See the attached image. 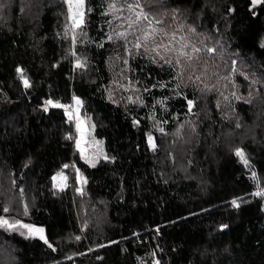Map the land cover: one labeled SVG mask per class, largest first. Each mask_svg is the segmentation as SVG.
Segmentation results:
<instances>
[{
	"label": "trees",
	"instance_id": "trees-1",
	"mask_svg": "<svg viewBox=\"0 0 264 264\" xmlns=\"http://www.w3.org/2000/svg\"><path fill=\"white\" fill-rule=\"evenodd\" d=\"M5 1L0 216L47 242L0 226V264H264V197L236 156L264 188V0H84L72 41L65 0ZM234 59L226 97L203 95ZM74 97L103 146L94 166L46 104ZM75 171L83 192L53 187Z\"/></svg>",
	"mask_w": 264,
	"mask_h": 264
},
{
	"label": "rangeland",
	"instance_id": "rangeland-1",
	"mask_svg": "<svg viewBox=\"0 0 264 264\" xmlns=\"http://www.w3.org/2000/svg\"><path fill=\"white\" fill-rule=\"evenodd\" d=\"M6 1H10V0H6ZM5 1V2H6ZM4 2V5H6V3ZM64 3L67 5V16H68V23H67V35L70 38V40H73L74 35H76V33L80 32L83 26V23L79 26V27H73L72 26V20L69 19V9H68V4L64 1ZM2 9V8H1ZM81 11L84 13L85 9H84V3L83 6L81 8ZM84 18V16H83ZM84 22V21H83ZM239 63V59H234L229 66L225 67L223 69V64L221 63H217L216 66V71H215V76L212 77L209 86L204 87L205 91L203 93V95H205L206 91H208L209 89L214 88L216 91H218L219 95L221 97L227 95L228 92V85H226V83L224 82V79L226 80V78L228 77V71L230 69H239V66H237ZM223 69V70H222ZM253 78H252V82L253 85L257 84V80L255 79V76L257 74H253ZM245 79V78H243ZM219 80L223 81V85L218 83ZM261 85L264 88V82H261ZM208 89V90H207ZM205 102H207L208 97H204ZM207 107V105H205L204 109ZM63 110L65 111V113H67V117L68 120L71 124V128L73 131V138H74V147L75 149H77L80 153L81 158L88 163V165L93 166L96 165L97 162L100 159H105V153L103 151V146L102 143L100 141H98L95 137H94V123L90 122L87 118L83 115V113L81 112V108H80V104H77L75 101H72L70 103L69 106H67V109L65 107H63ZM222 111L224 113L227 114V118H232V114L233 111L225 108V106H222ZM71 117V119L69 118ZM230 123H233L232 119H229ZM79 124V130L77 128V125ZM237 125H239L238 122H236ZM241 126V125H240ZM195 128V127H194ZM79 141V146L77 144V142ZM238 150H236L237 153ZM241 151V150H239ZM242 152V151H241ZM83 153V156L82 154ZM237 156V155H236ZM239 157V156H237ZM245 158V156H244ZM239 160L243 163V165L246 167V169L249 171V176L251 178V180L255 183L256 185V191H264V188L260 187L258 185L257 182V176L254 170H252L250 168V165L247 163H244L241 158L239 157ZM60 174H62L63 177H66V179H61L60 178ZM253 174H255V179H253ZM56 177H58V179L56 181L53 180L52 178V185L53 187L59 191V190H64L65 188H71L74 189L75 186H77L76 188L80 187V191H84V185H85V180L81 177V175H79L76 171L74 172V175H72V177H74L73 179L68 177L67 173H57L56 175H54ZM78 192V190H76ZM10 198L8 199L12 204H14L13 206H18V208H25L24 206L27 205V202L25 200H22L21 197L23 198V196L18 197L16 194H14L13 192L8 193L7 194ZM259 197H264V196H259ZM15 221V220H12ZM24 230V233L27 235H34L32 232H30L28 229L25 228H21Z\"/></svg>",
	"mask_w": 264,
	"mask_h": 264
},
{
	"label": "snow or ice",
	"instance_id": "snow-or-ice-1",
	"mask_svg": "<svg viewBox=\"0 0 264 264\" xmlns=\"http://www.w3.org/2000/svg\"><path fill=\"white\" fill-rule=\"evenodd\" d=\"M65 2L68 4V9H69V19L72 20V26L73 27H79L82 23H83V16H84V13L81 11V8L83 6V3H84V0H65ZM262 0H253V5L257 4V3H261ZM110 7H114V5H110ZM129 7V10H133L134 8H138L140 7L139 5V0H136L135 3L133 4H129L128 5ZM147 14H144V13H138L137 14V20H140V19H147ZM123 35V34H122ZM147 38V37H145ZM73 40H75V37H73ZM139 47V45H137ZM22 70L21 69H17V72H21ZM24 86L25 87H28L29 84H28V81L27 80H24ZM74 100H76V98L74 97ZM76 103L79 104V100H76ZM191 101H189V105L191 106ZM46 104H50L54 107H65L67 109V106H64V105H60L59 103H53L52 101H46ZM47 110V109H46ZM67 114V113H66ZM71 119V117H69ZM79 124L77 125V128L79 130ZM149 140L151 141V137H149ZM78 146H79V141L77 142ZM82 156H83V153H81ZM237 156H239L241 158V160L244 162V163H247V160L244 158V154L243 152L241 151H237L236 153ZM94 166V165H93ZM65 168L68 167V165H65L64 166ZM60 178L61 179H66V177H63L62 174H60ZM255 174H253V179H255ZM58 179V177L54 176L53 177V180L56 181ZM254 195L256 196H264V191H257L256 193H254ZM233 204L235 205L236 202L233 201ZM238 206V205H236ZM3 211L5 213H8L11 211V208L10 207H5L3 209ZM25 214H27V207H25ZM0 226H6L9 230H16L17 226L18 227H21V228H25V229H28L30 232L32 233H42L43 230L42 229H36V228H33L32 226L30 225H27V224H21L20 221L16 220L14 222H10L8 219L0 216ZM41 238L43 239V236H41ZM77 239H79V237H77ZM47 242V241H45Z\"/></svg>",
	"mask_w": 264,
	"mask_h": 264
},
{
	"label": "water",
	"instance_id": "water-1",
	"mask_svg": "<svg viewBox=\"0 0 264 264\" xmlns=\"http://www.w3.org/2000/svg\"><path fill=\"white\" fill-rule=\"evenodd\" d=\"M77 100H79V99H77ZM36 229H38V228H36ZM39 238H41V236H43V239H42V241L43 242H45L46 241V238H45V235H44V233L42 232V233H35Z\"/></svg>",
	"mask_w": 264,
	"mask_h": 264
}]
</instances>
